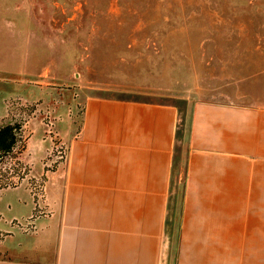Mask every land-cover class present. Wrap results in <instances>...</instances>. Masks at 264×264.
I'll return each mask as SVG.
<instances>
[{
  "label": "crops",
  "instance_id": "0c3cea01",
  "mask_svg": "<svg viewBox=\"0 0 264 264\" xmlns=\"http://www.w3.org/2000/svg\"><path fill=\"white\" fill-rule=\"evenodd\" d=\"M184 118L88 96L55 212L25 231L11 220L32 215L27 189L0 191V264H264V106L197 103L182 159Z\"/></svg>",
  "mask_w": 264,
  "mask_h": 264
},
{
  "label": "rangeland",
  "instance_id": "374dc122",
  "mask_svg": "<svg viewBox=\"0 0 264 264\" xmlns=\"http://www.w3.org/2000/svg\"><path fill=\"white\" fill-rule=\"evenodd\" d=\"M91 95L177 104L183 159L197 103L264 106V0H0V181L33 204L18 228L55 212Z\"/></svg>",
  "mask_w": 264,
  "mask_h": 264
},
{
  "label": "trees",
  "instance_id": "16d2710c",
  "mask_svg": "<svg viewBox=\"0 0 264 264\" xmlns=\"http://www.w3.org/2000/svg\"><path fill=\"white\" fill-rule=\"evenodd\" d=\"M0 133H1V132H0ZM12 134H13L14 136L11 137V138H9V137H4V136H3V138H5V140H9V141H11V143L14 142V145H15L16 142H17L20 138H19V136H17V133H16V132H13ZM8 138H9V139H8ZM5 140H4V144L6 143ZM9 152H11V150H10V149H6V145H5L4 147H0V159H1L0 161H3V160L5 159V157L8 155ZM10 183H12V182H10V181L7 180V179H3V181H0V188H3V187L8 186Z\"/></svg>",
  "mask_w": 264,
  "mask_h": 264
},
{
  "label": "built area",
  "instance_id": "2783aa9c",
  "mask_svg": "<svg viewBox=\"0 0 264 264\" xmlns=\"http://www.w3.org/2000/svg\"><path fill=\"white\" fill-rule=\"evenodd\" d=\"M8 186H10V185H8ZM7 187V186H6ZM3 188H5V187H3Z\"/></svg>",
  "mask_w": 264,
  "mask_h": 264
}]
</instances>
